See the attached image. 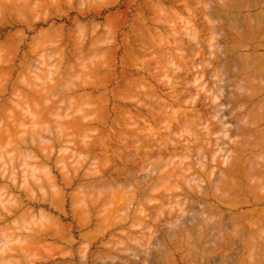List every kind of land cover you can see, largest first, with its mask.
Here are the masks:
<instances>
[{
	"label": "rangeland",
	"instance_id": "rangeland-1",
	"mask_svg": "<svg viewBox=\"0 0 264 264\" xmlns=\"http://www.w3.org/2000/svg\"><path fill=\"white\" fill-rule=\"evenodd\" d=\"M11 1H13L12 6L16 11L11 7ZM40 1L43 7H41ZM17 3L21 5H16ZM9 4L10 6H8ZM23 4L26 7L31 4L29 6L30 10L28 11V8L26 10ZM218 6L222 8V10L220 9L221 12L217 10L219 9ZM7 8H9V11L10 9L13 10L9 12ZM210 9H214V12L219 15H210V13L212 14ZM0 10V44L6 40L4 44L0 45V56L2 59L4 58L2 61H7L6 63L5 61L0 63V86L3 87L5 84L8 86L5 87L7 90H4L3 87V91H6L7 94L0 91V105L5 107H3L4 109L0 108L3 109L0 110V129H8L7 127H13L14 124L13 129L9 127L10 130H13V133L9 129L11 133L8 130H6V133L3 131L6 138L2 134L1 130L3 129L0 130V140L1 142L5 140L2 144L0 142V157L2 156L0 158V170H4L0 173V188H2L0 192H3V194L0 193V199L1 197L5 198L4 201L3 198L1 199L0 217L2 212H4V214L2 213L3 219H5V216L8 217L7 220L5 219L6 221H2L3 223L0 221V264H264V254L261 255V253H264V245L260 243L263 240H257L259 235H262L263 228L254 226L253 229L257 231L254 233L248 232L247 228L250 230V227H252L251 225L248 227V221L251 217V212L248 210L251 209V205L246 204L245 201L248 198L253 201L254 198H258L255 196L260 197L262 194L264 196V0H0ZM213 18L217 20L214 21ZM207 19L211 20V24ZM214 22H216V25ZM212 24L214 25L213 32ZM257 28H261L262 31ZM60 30H62V33H60ZM39 32H42L43 35L46 33V37L42 38L43 35L40 36ZM191 32L195 34L193 35L194 38ZM209 32L215 35L212 36ZM38 36L41 38L38 39ZM93 40L98 50L92 46L94 44ZM79 42L81 46H84L79 47ZM11 43L12 46L17 45V47L10 46ZM6 46L12 48L8 49ZM43 46L46 48L52 46V54H49L51 53L50 49H44ZM219 46H223L224 49ZM74 50L77 51L74 53ZM220 51L222 55L217 54L218 60L215 55L218 52L221 53ZM45 52H49L47 53V55H50L47 56L49 59L52 56L50 62L47 57V61L42 59L48 64L51 63L50 65L47 64V68L44 64L43 67L37 64L41 58H44ZM95 52L97 55L94 54ZM41 54L42 56L38 60V56ZM29 58L32 59H30L32 63L28 62L27 59ZM220 59L222 63L218 62ZM36 60L38 61L36 62ZM8 62L9 64H7ZM25 62L29 63L30 67ZM94 62L100 65L94 64ZM39 63L41 62L39 61ZM25 64L31 70V73L36 69L41 68L40 70H42L44 67L46 71L50 67L51 74L44 72V70H42V74V71L36 70V72H39L40 77L34 78L35 71L32 75L30 74L31 76L28 75L29 72L27 71L29 69ZM33 66L39 68L34 69ZM84 67H86V70ZM89 67L92 71L94 67L97 69L95 68L96 71L92 72ZM51 69L56 70L52 71ZM50 79L51 81H49ZM14 84L17 91L19 90L18 94L20 90L23 92L26 89L30 93L26 90L28 93H25V95L32 94L25 96L23 92V94L20 93L22 94L21 97L18 96L14 92L16 91ZM41 84L46 89L48 88L47 90L50 93H47ZM207 85L214 92L211 95L209 94L211 89L206 88ZM205 88L207 93H204ZM216 88L221 91L218 92L219 90ZM40 91L42 92L40 93ZM221 92H223V95L219 94ZM78 94L83 98L85 97L86 100L82 97V101L79 100ZM212 94L217 95L216 99ZM92 95L93 97L95 95V100H93ZM35 96L37 97L36 101L31 100V97ZM212 96L211 101L213 102L209 101L211 103L208 104V99L210 100ZM97 98H99L98 101H96ZM214 100L217 105H214L216 104ZM85 101H90V105L86 104ZM91 102H94V104ZM99 102L102 104H99ZM23 104H25L24 108L22 107ZM211 104L214 108L218 106L215 113L217 112V115L222 113V115H218V117L214 115V112L209 110ZM77 105L80 107H77ZM93 105L94 108L98 105L99 107L94 109ZM101 106L102 108L105 107V110L102 111ZM88 107H92V112H95V114L97 109L98 112L101 110V115L98 114L100 117L102 115L109 117V120L104 118L106 126L100 124L104 119H101L97 114V116L89 114L91 109H89L88 114L86 113L87 117L85 113L82 117V111L86 112L85 110ZM20 110L26 113L20 114ZM34 110L38 112H34ZM55 110H58L59 114L58 112L55 113ZM211 110L214 111V109ZM27 111H29L28 114ZM122 111H125V113ZM210 112L213 113L212 116ZM119 113H121L120 116ZM13 114H16L13 116L14 120L17 117L16 121L22 120L25 122V126L22 122V126H18L20 122L16 123L11 119ZM30 115H34V118L35 115H39L37 116L39 119L37 125L32 124L33 119L30 123ZM88 115L90 118L91 116L99 117L96 119L101 122H96L92 117L93 121L90 120L88 124L86 123V126L84 125L85 127L79 125L78 130H73L77 126L72 125L69 128L68 124L72 122L75 124L77 118H79V122L81 119V121H89ZM219 116L222 117L219 118ZM25 117H28V119ZM70 117L71 121L73 119L75 121L70 122ZM219 120L222 121L220 122L222 125L225 123L223 126L226 125V128L220 127ZM91 121L92 123L95 121V123L92 124ZM34 122L36 123V120ZM80 123L77 122V124ZM58 124L64 130L61 131L57 127ZM83 124L81 123V125ZM33 125L37 127H35L36 131L32 128ZM46 125L49 126L47 131ZM206 125L208 128L213 127L212 130L210 129L212 134L213 131L216 133L214 132L210 136V130ZM15 126L19 128L14 129ZM93 126L99 127H96V129L98 128L97 131L101 130L100 140H98L104 145L101 148L102 151L99 150L102 145L98 148L99 143L93 140L99 132L87 129V127L93 129ZM204 126L207 129H204ZM42 128L45 129L44 132ZM84 128L86 130H82ZM218 128H220V131H218ZM24 129L27 131H23ZM33 131H35V134L39 131L37 137L41 135L40 132L42 131L43 136L38 139L39 142L42 141L39 144H37V137L33 135ZM64 131L66 132L65 137L62 138ZM7 134L10 137L7 138ZM9 134H13L14 137L18 134L17 137L20 138L23 134V137H27V140L23 139V143L19 141L22 143L20 144L18 142L19 138L13 141L14 137L12 136L11 139ZM28 134L32 135L28 136ZM67 135L68 138H66ZM217 135L220 137H217ZM2 136L3 138H1ZM32 136L33 138H31ZM58 136L62 139L66 138L67 141L69 139V142L64 140L66 143L63 142V144L61 138L58 140ZM213 137H216L215 141ZM206 138L211 139V141L206 140ZM9 139H11L10 142L13 141L14 145L19 146L17 144H20L22 147L16 148L13 143L7 142ZM29 139L30 141L32 139L31 144L28 141ZM85 140L89 141L90 144ZM75 141L76 144L80 145L77 146ZM81 141H84L83 148ZM104 141L107 143L104 144ZM85 142L90 147L94 146V143H98L95 147V149L98 148L95 151L96 153L94 147L91 148V153L85 152L89 151V146L84 145ZM91 142L94 145L91 146ZM109 142L110 146L107 145ZM210 142L216 143L215 145L212 143L213 146H211ZM206 144L210 145L212 150L215 147L217 152L216 150L212 151ZM218 145L222 146V151L227 149L225 155H223L221 149L219 150L220 146L216 147ZM16 149H25V155L30 154V158L27 155V157L23 155L24 158H21L20 150H17L19 152L17 153ZM28 151L29 153H27ZM79 151L81 152L80 157L78 155ZM214 151L216 154H214ZM241 151H243L242 154H240ZM23 152L21 151L22 154ZM47 152L48 155H46ZM236 152L241 157L237 156ZM34 154L38 157L36 158ZM76 154L77 157H75ZM232 155L234 158L237 157L233 159ZM242 155L246 157L242 158ZM222 156H224V159H222ZM31 157L33 158L31 159ZM34 158L38 161L36 160V162ZM39 158L42 159L39 160ZM237 158L238 162L236 161ZM215 159L217 161H213ZM245 159L249 168H247V164H243L242 169H240ZM3 160L7 162V166L3 164L5 168L7 167L6 169L9 168L11 176L6 175L8 173L5 174L7 171L3 168ZM11 160H13L14 165L17 163L18 167L16 165L11 166ZM220 160L223 161V165L220 164ZM198 162L203 163L201 165ZM225 163L231 164V168L236 169L234 173L231 169V176L234 179L230 177L233 181L229 177L230 172L225 170L228 167ZM34 164L35 166L41 164L42 169H37L41 168L39 166L32 167ZM261 167H263L262 170ZM10 168L13 171L16 170L14 173L18 172L16 174L18 177H13L14 173L12 174ZM33 168L36 176L34 178H32ZM243 168L248 169V174H246L247 171H243ZM23 169L24 171L31 170L27 172L29 173L28 176ZM237 169L242 170L244 176L241 175L242 171L240 173V170ZM48 171H52V173H48ZM2 174H5L8 178L9 176L13 177L12 179L18 178V180L16 182L11 178L7 179L6 176L5 178L3 176V179ZM37 174H42L40 181L38 179L40 176L38 177ZM249 175L250 177H248ZM68 176L69 180H67ZM62 177L66 180H62ZM31 178L32 180H30ZM221 178H225L226 183L223 181V184ZM237 179H240L239 182L242 181L244 185L241 182L237 183ZM13 181L14 183H12ZM109 181H111V184ZM112 181L116 184H113ZM235 181L236 183L233 184ZM190 182L192 185L189 184ZM258 183L262 185L259 186ZM14 184H17V187ZM232 184L233 186H231ZM2 185L5 188L13 186L12 190L9 187L13 192L8 188L3 190ZM47 186L52 187L48 188ZM245 187H247V190ZM192 189L194 192H192ZM239 189L241 192H239ZM8 190L9 193L11 192L10 194H7ZM187 191L188 193H186ZM89 198L92 199L89 200ZM43 200L47 202L44 201L43 203ZM175 200L177 201L176 204H174ZM244 201L246 203H243ZM51 202L53 205L58 206H51ZM178 202L182 203L179 204ZM3 203L9 205L10 208L5 209L6 206L3 207ZM170 204H173V207ZM13 205L14 207H12ZM85 205L88 208L84 207ZM82 206L86 211H89L86 212V215L84 214L87 221L81 220L79 217V214L83 213ZM181 206L183 209L180 208ZM261 206L264 205L261 204ZM77 209L81 211H77ZM43 210L46 217L43 215ZM13 213L14 215H12ZM35 213H37V216ZM209 223H211L213 229L208 226ZM58 224L61 225L63 235L67 239L69 238L68 240L56 237V233L59 231V229L56 231ZM238 226L239 232L233 231L234 229L237 230ZM214 227H217V229ZM241 227L245 229L243 230ZM224 234L229 238L228 241L227 238H224ZM230 234L234 235L233 237L236 239H231ZM36 235L39 239L37 237L33 239V236ZM252 236L254 240L250 239ZM260 238L264 239V235ZM230 239L234 244L230 243L229 245ZM33 240L34 242H32ZM220 240L221 242H219ZM253 241L257 244L254 245ZM3 242L5 245L2 244Z\"/></svg>",
	"mask_w": 264,
	"mask_h": 264
},
{
	"label": "bare ground",
	"instance_id": "bare-ground-1",
	"mask_svg": "<svg viewBox=\"0 0 264 264\" xmlns=\"http://www.w3.org/2000/svg\"><path fill=\"white\" fill-rule=\"evenodd\" d=\"M20 1H21V0H20ZM28 1H29V0H28ZM52 1H54V0H52ZM5 2H6V1H5ZM9 2H10V1H9ZM12 2H13V1H11V7L14 9V6H12ZM17 2H18V1H17ZM26 2H27V1H26ZM34 2H35V1H34ZM57 2H58V1H57ZM105 2H106V1H105ZM14 3H16V1H14ZM23 3H24V2H23ZM27 3H28V2H27ZM30 3H31V2H30ZM37 3H38V2H37ZM40 3H41V7H43L41 1H40ZM55 3H56V2H55ZM106 3H108V2H106ZM150 3H151V2H150ZM206 3H207V2H206ZM206 3H205V4H206ZM28 4H29V3H28ZM57 4H58V3H57ZM221 4H222V3H221ZM6 5H7V3L5 4V6H6ZM16 5H21V4H20V3H19V4L17 3ZM23 5H24V4H23ZM30 5H31V4H30ZM30 5H29V6H30ZM38 5H39V4H38ZM94 5H95V4H94ZM218 5H219V4H218ZM224 5H225V4H224ZM224 5H223V7H224ZM8 6H10V4H9ZM8 6H7V7H8ZM24 6H25V5H24ZM29 6H28V7L25 6V9L28 8V11L30 10V9H29ZM92 6H93V5H92ZM219 6H220V5H219ZM219 6H218V8H219ZM1 7H2V6H1ZM18 7H19V6H18ZM205 7H206V6H205ZM211 7H212V6H211ZM15 8H16V6H15ZM34 8H35V5H34ZM209 8H210V7H209ZM8 9H9V8H7V10H8ZM13 9H10V11H9V10H8V11L11 12V10H13ZM31 9L33 10L32 7H31ZM216 9H217V8H216ZM216 9H215V11H216ZM220 9L222 10V8H219V9H217V10L220 11ZM14 10L16 11V9H14ZM19 10H20V9H19ZM19 10H18V11H19ZM23 10H24V9H23ZM26 10H27V9H26ZM89 10H90V9H89ZM211 10H212V9H210V11H211ZM242 10H243V9H242ZM0 11H1V10H0ZM15 11H14V12H15ZM18 11H17V12H18ZM46 11H47V10H46ZM195 11H196V10H195ZM17 12H16V13H17ZM213 12H214V9L212 10V14L210 13V15H213V16H214V15H219L218 13L216 14L215 12H214V14H213ZM217 12H218V11H217ZM220 12H221V11H220ZM19 13H20V11H19ZM22 13H23V11H22ZM208 13H209V11H208ZM225 13H226V12H225ZM262 13H263V12H262ZM262 13H261V14H262ZM1 14H2V13H1ZM12 14H13V13H12ZM17 14H18V13H17ZM5 15H6V13H5ZM225 15H226V14H225ZM254 15H255V14H254ZM263 15H264V13H263ZM263 15H262V16H263ZM19 16L21 17L22 15H19ZM19 16H18V17H19ZM23 16H24V15H23ZM206 16H207V15H206ZM256 16H257V15H256ZM16 17H17V16H16ZM208 17H210V16H208ZM208 17H207V18H208ZM218 17H219V16H218ZM22 18H23V17H22ZM213 19H214V21H215L216 18H213ZM207 20H209V19H207ZM211 20H212V18H211ZM211 20H209L210 24H211ZM216 20H217V19H216ZM229 20H230V19H229ZM18 21H19V20H18ZM20 21H22V20H20ZM75 21H76V20H75ZM212 21H213V20H212ZM13 22H14V21H13ZM206 22H207V21H206ZM218 23H219V22H218ZM218 23H217V24H218ZM258 23H259V22H258ZM92 24H93V23H92ZM207 24H208V23H207ZM210 24H209V26L211 27ZM214 24L216 25V22H214ZM11 25H12V24H11ZM52 25H53V24H52ZM94 25H95V24H94ZM188 25H189V24H188ZM254 25H255V24H254ZM62 26H63V25H62ZM207 26H208V25H207ZM260 26H261V25H260ZM93 27H94V26H93ZM135 27H136V26H135ZM201 27H202V26H201ZM213 27H214V25L212 24V32H213ZM216 27H217V26H216ZM257 27H259V26H257ZM59 28H60V27H59ZM94 28H95V27H94ZM94 28H93V29H94ZM261 28H262V27H261ZM261 28H260V29H261ZM192 29H193V28H192ZM209 29L211 30V28H209ZM214 29H215V28H214ZM257 29H259V28H257ZM260 29H259V30H260ZM252 30L254 31L253 28H252ZM259 30H258V31H259ZM93 31H94V30H93ZM208 31H209V30H208ZM255 31H256V30H255ZM260 31H262V30H260ZM42 32H43V31H42ZM42 32H39V33L41 34ZM53 32H54V31H53ZM58 32H59V31H58ZM193 32H194V31H193ZM256 32H257V31H256ZM20 33H21V32H20ZM50 33H51V31H50ZM60 33H62V30H60ZM209 33L211 34V32H209ZM251 33H252V32H251ZM44 34L46 35V33H44ZM100 34H101V33H100ZM188 34H189V33H188ZM191 34H192V32H191ZM213 34H214V33H213ZM213 34H211V35L213 36ZM254 34H255V33H254ZM256 34H257V33H256ZM263 34H264V33H263ZM16 35H17V34H16ZM42 35H43V34H41L40 36H42ZM45 35H43L42 38H44ZM92 35H93V34H92ZM193 35H195V34L193 33L192 36H193ZM214 35H215V34H214ZM252 35H253V34H252ZM258 35H259V34H258ZM40 36H38V39L41 38ZM82 36H83V35H82ZM101 36H102V35H101ZM178 36H179V35H178ZM254 36H255V35H254ZM14 37H15V36H14ZM14 37H13V39H14ZM16 37H17V36H16ZM45 37H46V36H45ZM196 37H197V36H196ZM21 38H22V37H21ZM193 38H194V36H193ZM193 38H191V39H193ZM214 38H215V37H214ZM11 39H12V38H11ZM13 39H12V40H13ZM15 39H16V38H15ZM55 39H56V38H55ZM64 39H65V38H64ZM112 39H113V38H112ZM168 39H169V38H168ZM253 39H254V38H253ZM8 40H9V38H8ZM53 40H54V39H53ZM60 40H61V38H60ZM193 40H194V39H193ZM10 41H11V40H10ZM10 41H9V42H10ZM38 41H39V40H38ZM91 41H92V39H91ZM181 41H182V40H181ZM249 41H250V40H249ZM3 42H4V41H3ZM5 42H6V40H5ZM5 42H4V43H5ZM9 42H8V43H9ZM61 42H62V40H61ZM77 42H78V41H77ZM81 42H82V41H81ZM85 42H86V41H85ZM93 42H94V40H93ZM93 42H92V43H93ZM214 42H215V41H214ZM216 42H217V40H216ZM4 43H1V44H4ZM13 43H15V42H13ZM21 43H22V42H21ZM44 43H45V42H44ZM52 43H53V41H52ZM52 43H51V44H52ZM75 43H76V42H75ZM75 43H74V44H75ZM212 43H213V42H212ZM1 44H0V45H1ZM59 44H60V43H59ZM78 44H79V45H78ZM78 44H77V45H78L79 47L84 46V45L81 46V45H80V42H79ZM81 44H82V43H81ZM90 44H91V42H90ZM96 44H97V42H96ZM242 44H243V43H242ZM75 45H76V44H75ZM97 45H98V44H97ZM166 45H167V44H166ZM260 45H261V44H260ZM3 46L5 47V45H3ZM3 46H1V47L4 48ZM10 46H12V43L10 44ZM10 46H9V48H10ZM13 46H16V47H17V45H13ZM13 46H12V47H13ZM52 46H53V45H52ZM52 46H51V47H52ZM90 46H91V45H90ZM92 46H93L96 50H98L97 46H95V42H94V44H93ZM210 46H212V45H210ZM210 46H208V47H210ZM213 46H214V45H213ZM6 47L8 48V46H6ZM12 47H11V48H12ZM43 47H44V49L46 48L45 46H43ZM51 47H50V46H49V48L47 47L48 49H50V52H51V53H49V52H45L46 55L43 53V54L45 55V56L43 55V57H44L45 59H46L47 56H50L49 54H52V50H51V49H52L53 47H52V48H51ZM79 47H78V48H79ZM98 47H99V46H98ZM148 47H149V46H148ZM219 47H221V46H219ZM222 47H223V46H222ZM222 47H221V48H222ZM247 47H248V46H247ZM247 47H246V48H247ZM9 48H8V49H9ZM11 48H10V49H11ZM47 48H46V49H47ZM76 48H77V46H76ZM76 48H75V49H76ZM85 48H86V47H85ZM85 48H84V50H85ZM88 48H89V46H88ZM90 48H91V47H90ZM99 48H100V47H99ZM127 48H129V47H127ZM216 48H217V44H216ZM250 48H251V47H250ZM258 48H259V47H258ZM13 49H15V48H13ZM62 49H63V48H62ZM209 49H210V48H209ZM212 49H213V47H212ZM217 49H218V48H217ZM223 49H224V47H223ZM79 50H80V49H79ZM82 50H83V49H82ZM210 50H211V49H210ZM215 50H216V49H215ZM220 50H221V49H220ZM8 51H10V50H8ZM31 51H32V49H31ZM44 51H46V50H44ZM47 51H49V50H47ZM53 51H54V50H53ZM55 51H56V50H55ZM76 51H77V50H74V53H75ZM88 51H89V50H88ZM202 51H203V50H202ZM221 51H224V50H221ZM221 51H220V52H221ZM226 51H227V50H226ZM38 52H39V51H38ZM63 52H64V50H63ZM63 52H62V54H63V56H64V53H63ZM71 52H72V50H71ZM89 52H90V51H89ZM93 52H94V51H93ZM252 52H253V51H252ZM47 53H49V54L47 55ZM81 53H82V52H81ZM213 53H215V52H213ZM227 53H228V51H227ZM227 53L225 52V54H227ZM253 53H254V52H253ZM37 54H38V53H37ZM94 54H96V52H95ZM143 54H144V53H143ZM199 54H200V53H199ZM217 54H218V55H219V54L222 55V52H221V53L218 52V53H216V55H215V56L217 57V58H216V57H215V58L219 60ZM228 54H229V53H228ZM228 54H227V55H228ZM248 54H249V53H248ZM4 55H5V54H4ZM76 55H77V54H76ZM85 55H86V54H85ZM96 55H97V54H96ZM161 55H162V54H161ZM220 55H219V56H220ZM230 55H231V54H230ZM26 56H27V55H26ZM40 56H42V54L38 56V60H39V57H40ZM78 56H79V55H78ZM78 56H77V57H78ZM208 56H209V55H208ZM0 57H1V56H0ZM51 57H52V56H51ZM51 57H50V59H49V57H47V58H48V61H49V60L51 61ZM56 57H57V56H56ZM69 57H70V56H69ZM222 57H224V56H222ZM222 57H221V58H222ZM225 57H226V56H225ZM44 58H41V59L39 60L41 63H39L38 60H36V62L38 61L37 64H40L42 67H43L44 65H46L45 67L47 68V66L50 65L51 63L48 64L47 62H44V61H47V59L45 60ZM82 58H83V57H82ZM213 58H214V57H213ZM3 59H4V58H3ZM3 59H2V57H1V59H0V63H2V62L5 61V60L2 61ZM30 59H31V58L27 59L28 62H30ZM36 59H37V56H36ZM42 59H43L44 61H43ZM68 59H69V58H68ZM80 59H81V58H80ZM222 59H223V58H222ZM7 60H9V59H7ZM31 60H32V59H31ZM41 60H42V61H41ZM218 60H217V61H218ZM260 60H261V59H260ZM1 61H2V62H1ZM50 61H49V62H50ZM58 61H59V60H58ZM61 61H62V60H61ZM89 61H90V60H89ZM96 61H97V60H96ZM246 61H247V60H246ZM6 62H7V61H5V63H6ZM12 62H13V61H12ZM34 62H35V61H34ZM42 62H43V63H42ZM123 62H124V61H123ZM126 62H127V61H126ZM218 62H221V59H220V61H218ZM25 63H26L27 65H29V63H27V62H25ZM30 63H32V62H30ZM45 63H46V64H45ZM85 63H86V62H85ZM95 63L98 65L97 62H94V64H95ZM102 63H103V62H102ZM108 63H109V62H108ZM221 63H222V62H221ZM7 64H9V62H8ZM22 64H23V63H22ZM26 64H25V65H26ZM43 64H44V65H43ZM47 64H48V65H47ZM61 64H62V63H61ZM212 64H213V63H212ZM219 64H220V63H219ZM223 64H224V62H223ZM0 65H1V64H0ZM2 65H3V64H2ZM23 65H24V64H23ZM27 65H26V66H27ZM32 65H33V64H32ZM34 65H35V63H34ZM73 65H74V64H73ZM73 65H72V66H73ZM83 65H84V63H83ZM90 65H91V64H90ZM92 65H93V64H92ZM99 65H100V64H99ZM99 65H98V66H99ZM21 66H22V65H21ZM26 66H25V69H26ZM38 66H39V65H38ZM38 66H36V67H38ZM72 66H71V67H72ZM85 66H86V64H85ZM94 66H95V65H94ZM107 66H108V65H107ZM217 66H218V65H217ZM29 67H30V65H29ZM36 67L33 66L32 68L35 69ZM45 67H44V69H42V70H44V72H46V73L49 72V73L51 74V71H50V69H49L50 67H48V69H47L46 71H45ZM52 67H53V66H52ZM74 67H75V66H74ZM92 67H93V66H92ZM92 67H91V68H92ZM112 67H113V66H112ZM10 68H11V67H10ZM27 68H28V66H27ZM38 68H39V67H38ZM95 68H96V67H94L93 69L95 70ZM5 69H6V68H5ZM12 69H13V67H12ZM12 69H11V70H12ZM28 69H29V68H28ZM40 69H41V68H40ZM40 69H36V70H38V71L41 72L42 70H40ZM84 69L86 70V67H84ZM89 69H90V67H89ZM96 69H97V68H96ZM0 70H1V68H0ZM22 70H23V66H22ZM32 70H33V69H32ZM36 70H34V71L36 72ZM48 70H49V71H48ZM51 70H52V69H51ZM55 70H56V69H55ZM55 70H52V71H55ZM85 70H84V71H85ZM90 70L92 71V69H90ZM94 70H93L92 72H94ZM12 71H14V70H12ZM12 71H11V72H12ZM26 71H27V70H26ZM26 71H25V72H26ZM30 71H31L30 69H29V71H27V72H29L28 75H30V74L32 75V73L34 72V71H33V72L31 73ZM38 71H37L36 73L34 72V74H33V75H34V78H35V77H38V76L40 75V74H38V73H39ZM91 71H90V72H91ZM95 71H96V70H95ZM217 71H218V70H217ZM11 72H10V73H11ZM20 72H21V71H20ZM27 72H26V73H27ZM46 73H44V74L46 75ZM96 73H97V72H96ZM219 73H220V72H219ZM35 74H36V76H35ZM42 74H43V71H42ZM54 74H55V73H54ZM57 74H58V73H57ZM57 74H56V75H57ZM89 74H91V73H89ZM214 74H215V73H214ZM217 74H218V73H217ZM10 75H11V74H10ZM31 75H30V76H31ZM92 75H93V74H92ZM176 75H177V74H176ZM22 76H23V75H22ZM47 76H48V75H47ZM51 76H52V75H51ZM20 77H21V76H20ZM39 77H40V76H39ZM48 77H49V76H48ZM225 77H226V76H225ZM22 78H24V77H22ZM43 78H44V76H43ZM52 78H53V77H52ZM52 78H51V79H52ZM57 78H58V77H57ZM244 78H245V77H244ZM25 79H26V78H25ZM37 79H38V78H37ZM47 79H48V78H47ZM51 79H50L49 81H51ZM89 79H90V78H89ZM20 80H21V79H20ZM30 80H31V79H30ZM54 80H55V79H54ZM18 81H19V80H18ZM24 81H25V80H24ZM88 81H89V80H88ZM218 81H219V80H218ZM225 81H226V80H225ZM15 82H16V81H15ZM20 82H23V81H20ZM44 82H45V80H44ZM90 82H91V81H90ZM120 82H121V81H120ZM127 82H128V81H127ZM231 82H232V81H231ZM5 83H7V82H5ZM18 83H19V82H18ZM26 83H28V82H26ZM93 83H94V82H93ZM198 83H199V80H198ZM8 84H9V83H8ZM15 84H16V83H15ZM15 84H14V85H15ZM19 84H20V83H19ZM36 84H37V83H36ZM59 84H60V83H59ZM88 84H89V83H88ZM96 84H97V83H96ZM124 84H125V83H124ZM192 84H193V82H192ZM20 85H21V84H20ZM24 85H25V84H24ZM30 85H31V84H30ZM33 85H34V84H33ZM43 85H44V83H43ZM47 85H48V84H47ZM39 86H40V84H39ZM41 86H42V84H41ZM93 86H94V84H93ZM126 86L128 87V85H126ZM126 86H124V87H126ZM142 86H143V85H142ZM215 86H216V85H215ZM3 87H4V90H5L8 86H7V84H5V86H3ZM3 87L0 86V88H1L0 91H3ZM5 87H6V88H5ZM26 87H27V85H26ZM29 87H30V86L28 85V88H29ZM31 87H32V86H31ZM36 87H37V86H36ZM42 87H43L44 90L47 91V93L49 92V90H47L48 88L46 89L45 86H42ZM57 87H58V86H57ZM85 87H86V86H85ZM102 87H103V86H102ZM205 87H206V86H205ZM211 87H212V86H211ZM217 87H218V85H217ZM219 87H220V86H219ZM15 88H16V85H15ZM32 88H33V87H32ZM34 88H35V87H34ZM202 88H203V87H202ZM206 88H209V90L211 89L210 87H208V85H207ZM206 88H205V90H204V91H205L204 93H207V89H206ZM212 88H213V87H212ZM11 89H12V88H11ZM20 89H22V88H20ZM25 89H26V88H25ZM35 89H36V88H35ZM38 89H40V88L38 87ZM54 89H55V88H54ZM216 89H218V88H216ZM6 90H7V89H6ZM26 90L28 91V89H26ZM26 90L23 91V92H24V95H25V93H28V92H29V91L27 92ZM30 90H31V89H30ZM52 90H53V88H52ZM64 90H65V89H64ZM97 90H98V89H97ZM114 90H115V89H114ZM127 90H129V89H127ZM154 90H155V89H154ZM218 90H219V91H218ZM218 90H217L218 92L221 91L220 89H218ZM12 91H14V90H12ZM18 91H19V90H18ZM18 91H17V88H16V91H14V92H16L17 95H18V96L20 95V97H21L22 94H23V92H22V90H20V93H22V94H20V93L18 94ZM37 91H38V90H37ZM130 91H131V90H130ZM210 91H211L210 93L208 92L210 95H211V93H214V92L212 91V89H211ZM214 91H215V89H214ZM4 92L6 93V91H3L2 93H4ZM7 92H8V91H7ZM31 92H32V91H31ZM38 92H39V91H38ZM41 92H42V91H40V93H41ZM149 92H150V91H149ZM218 92H217V93H218ZM16 93H15V95H16ZM29 93H30V92H29ZM34 93L36 94L35 91H34ZM40 93H39V95H40ZM49 93H50V92H49ZM51 93H52V92H51ZM86 93H87V92H86ZM86 93H85V96L87 95ZM115 93H116V92H115ZM204 93H203V95H204ZM222 93H223V92H221V93H219V94H222ZM226 93H227V92H226ZM6 94H7V93H6ZM31 94H32V93H31ZM31 94H26L25 96H28V95H31ZM42 94H43V93H42ZM81 94H82V93H81ZM81 94H80V95H81ZM233 94H234V93H233ZM2 95H3V94H2ZM33 95H34V94H33ZM37 95H38V94H37ZM60 95H61V94H60ZM83 95H84V93H83ZM89 95H90V94H89ZM206 95H207V94H206ZM212 95H213V94H212ZM222 95H223V94H222ZM0 96H1V95H0ZM40 96H41V95H40ZM40 96H39V97H40ZM213 96H214V95H213ZM213 96L210 98V100L208 99V104L211 103V102H213V101H211V99L213 98ZM216 96H217V95H216ZM216 96H214V97H215L214 99H216ZM41 97H42V96H41ZM43 97H44V96H43ZM48 97H49V96H48ZM57 97H58V96H57ZM60 97H61V96H60ZM60 97H59V98H60ZM71 97H72V96H71ZM73 97H74V96H73ZM78 97H79V100H80L82 96H79V94H78ZM78 97H77V98H78ZM90 97H91V96H90ZM92 97H93V95H92ZM94 97H95V95H94ZM94 97H93V100H95ZM101 97H102V96H101ZM206 97H207V96H206ZM236 97H237V96H236ZM44 98H45V97H44ZM75 98H76V96H75ZM99 98H100V96H99ZM99 98H97L96 101H98ZM208 98H209V97H208ZM237 98H238V97H237ZM237 98H236V99H237ZM33 99L35 100V99H37V97H36V96L33 97V98L31 97V100H33ZM39 99H40V98H39ZM82 99L86 100L85 97H84V98L82 97ZM82 99H81V101H82ZM102 99H103V98H102ZM114 99H115V98H114ZM19 100H20V99H19ZM45 100H46V99H45ZM88 100H89V99L87 98V101H88ZM204 100H205V99H204ZM35 101H36V100H35ZM143 101H144V100H143ZM205 101H206V100H205ZM205 101H204V102H205ZM209 101H211V102H209ZM7 102H10V101H7ZM22 102H23V101H22ZM40 102H41V101H40ZM51 102H52V101H51ZM85 102H86V101H85ZM89 102H90V101H89ZM89 102H86V104L90 105ZM101 102H102V101H101ZM144 102H145V101H144ZM155 102H156V101H155ZM206 102H207V101H206ZM206 102H205V103H206ZM237 102H238V101H237ZM29 103H30V102H29ZM36 103H37V102H36ZM75 103H76V102H75ZM79 103H80V102H79ZM83 103H84V102H83ZM83 103H81V104L83 105ZM91 103H92V102H91ZM102 103H103V102H102ZM102 103L99 102V104H102ZM214 103H216L215 100H214ZM3 104H4V103H3ZM3 104H2V105H3ZM5 104L7 105L6 101H5ZM33 104H34V103H33ZM77 104H78V103H77ZM92 104H94V102H93ZM107 104H108V103H107ZM148 104H149V103H148ZM218 104H219V102H218ZM16 105H17V103H16ZM24 105H25V104H23V106H22L23 108L25 107ZM49 105H50V104H49ZM82 105H81V106H82ZM161 105H162V104H161ZM214 105H217V103L214 104ZM55 106H56V105H55ZM78 106H79V105H77V107H78ZM91 106H92V105H91ZM103 106H105V105H103ZM3 107H4V105H3ZM3 107H1V105H0V108H3ZM8 107H9V106H8ZM20 107H21V106H20ZM40 107H41V106H40ZM46 107H48V106H46ZM46 107H45V108H46ZM72 107H73V106H72ZM79 107H80V106H79ZM97 107H99V105L96 106L95 108H97ZM207 107H208V105H207ZM212 107H213V104L210 105V108H211V109H214V111L211 110L210 108H209V110L212 111V112H214V115H216L217 117H218V115H222V113H221V111H220V110H222V109H220L221 107H219L220 110H218V112H220L221 114H218V115L216 114L217 112L215 113V110L218 108V106H215V107H217V108H214V107L212 108ZM4 108H5V107H4ZM4 108H3V109H4ZM26 108H28V107H26ZM30 108H31V112H32V111H33L32 106H31ZM30 108H29V109H30ZM36 108H37V107H36ZM93 108H94V105H93ZM93 108H92V107H91V108L88 107V108L85 110L86 112L82 111V114H81L82 117L84 116L83 113H85V116L87 117V114H88V112L90 111L89 109H91V112L89 113L90 115L95 114V112H92V111H93ZM95 108H94V109H95ZM101 108H102V106H101ZM101 108H99V109H101ZM104 108H105V107H104ZM104 108H102L101 110L103 111ZM124 108H125V107H124ZM130 108H131V107H130ZM3 109H0V110H3ZM20 109H21V108H20ZM37 109L39 110V108H37ZM40 109H42V108H40ZM54 109H56V108H54ZM80 109H81V108H80ZM80 109H78V110H80ZM107 109H108V108H107ZM107 109H106V110H107ZM154 109H155V108H154ZM194 109H195V108H194ZM21 110H22V109H21ZM21 110H20V114H21V113H22V114H25V113H26L25 111H24L25 113L21 112ZM43 110H46V109H43ZM81 110H82V109H81ZM87 110H88V111H87ZM97 110H98V109H97ZM97 110H96V112H97L96 114H97V115H98V114L101 115V110L99 111L100 113H99ZM104 110H105V109H104ZM122 110H123V109H122ZM29 111H30V110H29ZM29 111H27V114H28ZM35 111H37V110H34V112H35ZM52 111H53V110H52ZM94 111H95V110H94ZM137 111H138V110H137ZM137 111H136V112H137ZM37 112H38V111H37ZM37 112H36V113H37ZM41 112H42V111H41ZM56 112H58V110H55V113H56ZM122 112H123V111H122ZM212 112H210V113H211V116H212V114H213ZM39 113H40V112H39ZM86 113H87V114H86ZM91 113H92V114H91ZM123 113H125V111H124ZM137 113H138V112H137ZM223 113H224V112H223ZM58 114H59V112H58ZM96 114H95V115H96ZM108 114H109V113H108ZM120 114H121V113H119V116H120ZM208 114H209V113H208ZM224 114H225V113H224ZM15 115H16V114H15ZM15 115H14V114L12 115V117H11L12 120H14V117H13V116H15ZM97 115H96V116H97ZM99 115H98V116H99ZM226 115H227V114H226ZM19 116H20V115H19ZM30 116H31V115H30ZM33 116H34V115H33ZM33 116L29 117V118H30V123H31V120L33 119V122L36 120V123H35V122H34V123L32 122V124H34V125L36 124V125H37V124H38L37 122L39 121V119H38L37 116H39V115H35V116H36L35 118H37L38 120L35 119ZM41 116H42V115H41ZM45 116H46V115H45ZM57 116H58V115H57ZM65 116H66V115H65ZM69 116H70V115H69ZM69 116H68V117H69ZM74 116H75V115H74ZM74 116H73V118L76 119V117H74ZM79 116H80V115H79ZM102 116H103V115H102ZM102 116H101V117L99 116V117H100L101 119H104V118L106 119V118H107L106 120H109V117H106L107 115H106L105 117H104V116L102 117ZM119 116H118V117H119ZM122 116H123V114H122ZM140 116H141V115H140ZM20 117H21V116H20ZM92 117H93V116H91V118H90V116L88 115V118H89V119H88V118H87V119H88L89 121H85V120H83L84 122L81 121V120H82V119H81L80 122H81V123H84L83 125H81V123L78 121L79 118H77L78 120H76L75 124H73L74 122H72V121H73L74 119L71 121V117H70L69 119H70V122H72V123H71V124H68V125H69V128H71L70 126H72V125H76V126H77L76 128L73 127V128H75V129L72 128L73 130H78L77 128H78L79 125H80L81 127H85V126H86V123L88 124V122H90V120H92ZM94 117H95V116H94ZM94 117H93V119H94L96 122H98L97 119H98L99 117H95V118H94ZM124 117H125V115H124ZM137 117H138V116H137ZM221 117H222V116H219V118H221ZM223 117H225V116H223ZM25 118L28 119V117H25ZM25 118H23V119L26 121ZM41 118H42V117H41ZM53 118H54V117H53ZM96 118H97V119H96ZM122 118H123V117H122ZM167 118H168V117H167ZM215 118H216V117H215ZM219 118H217V119H219ZM34 119H35V120H34ZM43 119H44V118H43ZM48 119H49V118H48ZM69 119H68V120H69ZM87 119H86V120H87ZM101 119H99V120H101ZM105 119L102 120V121H103L102 123H100L101 121H99L98 123H100V124H102V125L104 124L103 126H106V123H104V122H106ZM133 119H134V118H133ZM135 119H136V117H135ZM204 119H205V118H204ZM217 119H216V120H217ZM222 119H223V118H222ZM16 120H17V117L15 118L14 121H15L16 123L20 122V123H19L20 125L16 124L15 122H14V123H15L16 125L20 126V127L22 126V123H23V125H24V123H25V122H23L22 120H20V121H16ZM53 120H54V119H53ZM55 120H56V118H55ZM59 120H60V118H59ZM159 120H160V119H159ZM223 120H226V119H223ZM40 121H41V120H40ZM56 121H57V120H56ZM60 121H61V120H60ZM74 121H75V120H74ZM92 121H93V120H92ZM92 121H91V123H92ZM95 121H94L93 123H95ZM116 121H117V119H116ZM207 121H208V120H207ZM253 121H254V120H253ZM21 122H22V123H21ZM70 122H68V123H70ZM77 122L80 123V124H77ZM154 122H155V121H154ZM168 122H169V121H168ZM218 122L220 123V122H222V121L219 120ZM225 122H226V121H225ZM12 123H13V121H12ZM59 123H60V122H59ZM93 123H92V124H93ZM110 123H111V122H110ZM112 123H113V122H112ZM115 123H116V122H115ZM135 123H136V122H135ZM139 123H140V122H139ZM215 123H216V122H215ZM32 124H31V125H32ZM62 124H63V123H62ZM96 124H97V123H96ZM108 124H109V123L107 122V125H108ZM113 124H114V123H113ZM125 124H126V123H125ZM127 124H128V123H127ZM217 124H218V123H217ZM224 124H225V123H224ZM224 124H223V125H224ZM227 124H228V123H227ZM235 124H236V123H235ZM26 125H28V124H26ZM29 125H30V124H29ZM34 125H33V127H32V126H30V127L34 128V130H35V127H36V126L34 127ZM59 125H60V124H58L57 127H59ZM63 125H64V124H63ZM84 125H85V126H84ZM94 125H95V124H94ZM115 125H116V124H115ZM138 125H139V124H138ZM142 125H143V124H142ZM219 125H220V127L223 126L222 123H220ZM24 126H25V125H24ZM24 126H23V127H24ZM60 126H61V125H60ZM88 126H89V125H88ZM90 126L92 127L91 124H90ZM98 126H99V125H98ZM98 126H96V127H98ZM143 126H144V125H143ZM208 126H210V125L208 124ZM208 126L206 125L207 128H208ZM211 126H212V125H211ZM9 127H11V126H9ZM9 127H7V128L9 129ZM13 127H14V124H13ZM13 127H11V128L13 129ZM30 127H29V128H30ZM41 127H42V126H41ZM41 127H40V128H41ZM44 127H45V126H44ZM44 127H43V128H44ZM48 127H49V126L46 125V127H45V128H46V131L48 130V129H47ZM57 127H56V128H57ZM81 127H80V129H81ZM91 127H87V129H88V130H93V131L95 130V131H97V129L99 128V127H98V128L96 129V127L93 126V129H92ZM127 127H128V126H127ZM202 127H203V126H202ZM204 127H205V126H204ZM206 127H205L204 129H207ZM218 127H219V126H218ZM11 128H10V129H11ZM16 128H19V127H16V126H15L14 129H16ZM26 128H27V127H26ZM36 128H37V127H36ZM43 128H42V131L44 132L45 129H43ZM56 128H55V129H56ZM67 128H68V127H67ZM90 128H91V129H90ZM94 128H95V129H94ZM212 128H213V127L208 128V130H210V129L212 130ZM223 128H226V125L223 126ZM1 129H3V128H1ZM1 129H0V130H1ZM8 129H3V130H1V131H2V134H3L4 137H5V135H4L3 131H5V133H6V130H8ZM10 129H9V130H10ZM27 129H28V128H27ZM59 129L62 131L63 127H61V128L59 127ZM110 129H111V128H110ZM216 129H217V127H216ZM219 129H220V128H218V131H220ZM227 129H228V128H227ZM9 130H8L9 133H11V132L13 133V130H10L11 132H10ZM20 130H22V129H20ZM28 130H29V129H28ZM36 130H37V129H36ZM36 130H35V131H36ZM39 130H40V129H39ZM51 130H53V129L51 128ZM51 130H49V132L52 133ZM63 130H64V129H63ZM65 130H67V129H65ZM82 130H86V129L84 128V129H82ZM144 130H145V129H144ZM211 130L209 131V135H210V136L213 135L214 132H215V131H213V134H212ZM23 131L26 132L27 130L24 129ZM31 131H32V130H31ZM35 131H33V133H34L33 135H34V136H36V135L39 134V131H38L36 134H35ZM42 131L40 132L41 135H39V137L36 136V137H37L36 140H37L38 143H37V142H35V143H37V144H39V143L42 141V140H40V142L38 141V139L40 138V136H43ZM53 131H54V130H53ZM61 131H60V132H61ZM100 131H101V130H100ZM100 131H97V132H99V133L97 134L98 137L100 136V135H99V134H100ZM223 131H225V129H223ZM20 132H22V131H20ZM80 132H81V131H80ZM102 132H103V131H102ZM229 132H230V131H229ZM17 133H18V132H17ZM29 133H30V132H29ZM47 133H48V132H47ZM55 133H56V131H55ZM65 133H66L65 131H64V135L61 133V136L63 135L62 138L65 137ZM77 133H78V132H77ZM197 133H198V132H197ZM210 133H211V134H210ZM215 133H216V132H215ZM218 133H219V132H218ZM222 133H223V132H222ZM226 133H227V132H226ZM23 134H24V132H23ZM23 134H22V137H21V138H20V137H17L18 134H17V136H15V137L13 136V134H12V135L9 134V135H11V139H12L13 137L15 138V139H14V138L12 139L13 141H16V139L19 138L18 142H19V141L22 142L23 139L27 140V139H26L27 137H23ZM49 134H50V133H49ZM67 134H68V133H67ZM74 134H75V133H74ZM79 134H82V133H79ZM79 134H78V135H79ZM119 134H120V133H119ZM15 135H16V134H15ZM25 135L27 136V133H26ZM29 135H30V134H28V136H29ZM31 135H32V134H31ZM31 135H30V136H31ZM55 135H56V134H55ZM114 135H115V134H114ZM225 135H226V134H225ZM3 136H2L1 138H3ZM6 136H7V138L10 137V136H8V134H7ZM12 136H13V137H12ZM19 136H21V135H19ZM97 136L94 137L93 140H95V142L97 141V142L99 143V145H98V143H94V144H95V145H94V144H92V142H91V146L94 145V146H92V147H94V149H95V147H97V145H98V148L100 147V145H102V146L100 147V149H99V150H101V148H103L104 145H103L102 142H101L102 144L99 142L100 137L98 138ZM116 136H117V135H116ZM116 136H115V137H116ZM218 136H219V135H217V137H218ZM221 136H222V135H221ZM36 137H35V138H36ZM109 137H111V136H109ZM109 137H108V138H109ZM219 137H220V136H219ZM5 138H6V137H5ZM31 138H33V136H32ZM53 138H54V137H53ZM57 138H58V140H60L61 137L59 138V136H58ZM62 138H61L62 143H63V142H64V143L69 142V139H68V141H67V139H66V138H68V135H67V137H66L65 139H62ZM95 138H96V139H95ZM204 138H205V137H204ZM213 138H214V141H215V138H216V137H213ZM11 139H9V141H7V142H9V143H13V141L10 142ZM40 139H41V138H40ZM80 139H81V138H80ZM98 139H99V140H98ZM109 139L111 140V138H109ZM109 139H108V141H110ZM2 140H3V139H2ZM6 140H8V139H6ZM25 140H24V141H25ZM64 140H66V142H65ZM93 140H92V141H93ZM115 140H116V139H115ZM142 140H143V139H142ZM173 140H174V139H173ZM206 140H210V141H211V139H208V138H206ZM217 140H218V139H217ZM4 141H5V140H3V142H4ZM28 141L30 142V144L32 143V142H31L32 139H31V141H30V139H29ZM85 141H86V140H85ZM106 141H107V140H106ZM174 141H175V140H174ZM0 142H1V140H0ZM3 142H1V144H2ZM18 142H16V143H18ZM20 142H19V143H20ZM26 142H27V141H26ZM33 142H34V140H33ZM54 142H55V141H54ZM81 142H82V141H81ZM83 142H84V141H83ZM83 142H82V148H83ZM86 142H87V141H86ZM86 142H85L84 145H86L87 143H89V141H88L87 143H86ZM93 142H94V141H93ZM116 142H117V141H116ZM199 142H200V140H199ZM221 142H222V140L220 141V143H221ZM22 143H23V142H22ZM22 143H20V144H22ZM59 143H60V141H59ZM64 143H63V144H64ZM77 143H78V142H77ZM105 143H107V142L104 141V144H105ZM189 143H190V142H189ZM206 143H207V142H206ZM210 143H211V142H210ZM212 143H213V142H212ZM212 143H211V146H213V144L215 145L216 142L213 143V144H212ZM225 143H226V142H225ZM20 144H17V145H19V146H16V145H14V143H13V145H14L16 148H18V147H20V146L22 147V145H20ZM25 144H28V143H25ZM30 144H28V145H30ZM41 144H43V143H41ZM75 144H76V141H75ZM89 144H90V143H89ZM109 144H110V142H109L107 145L110 146ZM160 144H161V143H160ZM162 144H163V143H162ZM28 145H26V146H28ZM44 145H45V143H44ZM60 145H61V144H60ZM65 145H66V144H65ZM76 145L78 146V145H80V144H76ZM139 145H140V144H139ZM144 145H145V144H144ZM191 145H193V144H191ZM206 145H207V144H206ZM220 145H221V144H220ZM220 145H218V146H216V147L218 148ZM2 146H3V145H2ZM32 146H34V145H32ZM32 146H31V147H32ZM42 146H43V145H42ZM42 146H41V148H42ZM63 146H64V145H63ZM72 146H73V145H72ZM86 146H89V147H90V145H88V144H87ZM113 146H114V144H113ZM207 146H209L210 149L212 148L210 145H207ZM0 147H1V146H0ZM3 147H4V146H3ZM43 147H44V146H43ZM80 147H81V146H80ZM89 147H88V150H89L90 152H89V151H85V152H87V153H91V151H92L91 148H92V147H90V148H89ZM120 147H121V146H120ZM221 147H222V146H220L219 150L221 149ZM44 148H45V147H44ZM82 148H81V150H82ZM84 148H85V146H84ZM98 148H96L95 150L93 149L94 152L97 151ZM161 148H162V147H161ZM180 148H181V147H180ZM209 148H208V150H210ZM224 148H225V146L223 147V149H224ZM22 149H23V148H22ZM22 149H21V150L19 149L20 151H19L18 149H16L15 151H16L17 153L20 152L19 154L22 155L21 158H24L27 154L25 155V149H24V150H22ZM46 149H47V148H46ZM49 149H50V148H49ZM77 149H78V148H77ZM79 149H80V148H79ZM90 149H91V150H90ZM118 149H119V148H118ZM120 149H121V148H120ZM17 150H18L19 152H18ZM27 150H28V149H27ZM27 150H26V151H27ZM29 150H30V149H29ZM84 150H86V149H84ZM84 150H83V151H84ZM99 150H98V151H99ZM122 150H123V148H122ZM211 150H212V149H211ZM213 150H216V152H217V149H215V147H214ZM213 150H212V151H213ZM226 150H227V149H226ZM226 150H225V151H222V149H221V151L223 152V155H225ZM21 151H24L23 154L21 153ZM47 151H48V149H47ZM76 151H77V150H76ZM101 151H102V150H101ZM123 151H124V150H123ZM200 151H201V150H200ZM204 151H205V150H204ZM232 151H233V150H232ZM2 152H3V151H2ZM42 152H44V151H42ZM79 152H80V151H79ZM94 152H92V153H94ZM117 152H118V151H117ZM124 152H126V151H124ZM158 152H159V151H158ZM214 152H215V151H214ZM216 152H215L214 154H216ZM222 152H220V153H222ZM237 152H238V151H237ZM237 152L235 153L236 155H237ZM239 152H240V151H239ZM242 152H243V151H241L240 154H242ZM27 153H29V151H28ZM31 153H32V150H31ZM95 153H96V152H95ZM102 153H103V152H102ZM175 153H176V152H175ZM211 153H212V152H211ZM220 153H219V154H220ZM80 154H81V152L78 154L79 157H80ZM119 154H120V153H119ZM123 154H125V153H123ZM123 154H122V155H123ZM240 154L237 155V156H240V157H241ZM23 155H24V157H23ZM29 155H30V154H28L27 156L29 157ZM34 155H35V154H34ZM46 155H48V152H47ZM46 155H45V156H46ZM50 155H51V154H50ZM66 155H67V154H66ZM78 155L76 154L75 157H77ZM90 155H91V154H90ZM125 155H127V154H125ZM145 155H146V154H145ZM151 155H152V154H151ZM217 155H218V153H217ZM249 155H252V154H249ZM13 156H14V155H13ZM27 156H26V157H27ZM32 156H33V155H32ZM35 156H36V155H35ZM35 156H33V157H35ZM81 156L83 157V154H82ZM87 156H88V155H87ZM100 156H101V155H100ZM106 156H107V155H106ZM153 156H154V155H153ZM228 156H229V154H228ZM237 156H236V157H237ZM252 156H253V155H252ZM1 157H2V156H1ZM1 157H0V158H1ZM33 157H31V159H32ZM37 157H38V156H36V158H37ZM50 157H51V156H50ZM50 157H49V158H50ZM64 157H65V156H64ZM101 157H102V156H101ZM109 157H110V156H109ZM211 157H212V156H211ZM220 157H221V155H220ZM222 157H223L222 159H224V156H222ZM236 157H235V158H236ZM244 157H246V156H243V155H242V158H244ZM29 158H30V157H29ZM84 158H85V157H84ZM86 158H87V157H86ZM88 158H89V156H88ZM122 158H123V157H122ZM155 158H156V157H155ZM228 158H229V157H228ZM232 158L235 159V158L233 157V155H232ZM238 158H239V157H238ZM238 158H237V160H236L237 162H238ZM250 158H251V157H250ZM252 158H254V157H252ZM8 159H9V158H8ZM40 159H42V158H39V160H40ZM47 159H48V157H47ZM74 159H75V158H74ZM76 159H77V158H76ZM108 159H109V158H108ZM123 159H124V158H123ZM216 159H217V158H216ZM216 159L213 160V161H217ZM233 159H232V160H233ZM25 160H26V159H25ZM34 160H35V158H34ZM36 160L38 161V159H36ZM36 160H35V161H36ZM58 160H59V159H58ZM82 160H83V159H82ZM102 160H103V159H102ZM110 160H111V159H110ZM112 160H113V159H112ZM114 160H115V159H114ZM218 160H219V159H218ZM254 160H255V159H254ZM11 161H12V162H10V163H12L11 166H13V165H14V164H13V160H11ZM37 161H36V162H37ZM45 161H46V160H45ZM106 161H107V160H106ZM126 161H127V160H126ZM225 161H226V160H225ZM229 161H230V160H229ZM229 161H228V162H229ZM248 161H249V160H248ZM43 162H44V161H43ZM62 162H63V161H62ZM85 162H86V161H85ZM113 162H114V161H113ZM113 162H111V163H113ZM188 162H189V161H188ZM206 162H207V160H206ZM218 162H219V161H218ZM230 162H231V161H230ZM240 162H242V161H240ZM3 163L6 165L7 162H4V160H3L2 164H3ZM23 163H26V162H23ZM44 163H46V162H44ZM105 163H106V162H105ZM109 163H110V161H109ZM198 163H199V162H198ZM202 163H203V162H202ZM202 163H199V164L202 165ZM222 163H223V161L220 160V164H222ZM226 163H227V161H226ZM226 163H225V164H226ZM260 163H261V162H260ZM4 164H3V168H5ZM21 164H22V163H21ZM27 164H28V163H27ZM27 164H25V165H27ZM41 164H43V163H41ZM41 164H40V166L37 165V164H36V166H35V164H34V166H32V167H35V168H36L37 166H39V167H41V168H37V169L40 170V169H42V165H41ZM65 164H66V163H65ZM137 164H138V163H137ZM206 164H207V163H206ZM228 164H229V163H228ZM228 164H226V166H228V167H226L225 170L228 171V172H230V173H229V177H230V176H231V171L233 170L232 173H234V170H236V169L231 168L232 165L230 164V165H231V166H230V165H228ZM238 164H240V163H238ZM238 164H237V166H239ZM243 164H247L246 159H245V161L242 163V165L240 166V169H242ZM249 164H250V162H249ZM252 164H253V163H252ZM252 164H251V165H252ZM257 164H258V163H257ZM7 165H8V164H7ZM7 165H6V166H7ZM15 165L18 167L17 163H16ZM15 165H14V166H15ZM99 165H100V164H99ZM111 165H112V164H111ZM154 165H155V164H154ZM222 165H223V164H222ZM235 165H236V164H235ZM261 165H262V164H261ZM261 165H260V166H261ZM23 166H24V165H23ZM43 166H44V165H43ZM48 166H49V165H48ZM106 166H107V165H106ZM205 166H206V165H205ZM237 166H236V167H237ZM249 166H250V165H249ZM258 166H259V165H258ZM260 166H259V167H260ZM263 166H264V164H263ZM17 167H16V168H17ZM32 167H31V168H32ZM44 167H46V166H44ZM76 167H77V166H76ZM250 167H251V166H250ZM6 168H7V167H6ZM6 168H5V170H6L7 172H5V174L8 173V174H6V175H10V176H11V174H9V173H10V172H9V168H8V169H6ZM12 168H14V167H12ZM12 168H10V169H12ZM21 168H22V167H21ZM23 168H24V167H23ZM65 168H66V167H65ZM144 168H145V167H144ZM180 168H181V167H180ZM244 168H246V166H244ZM244 168H243V171L245 170ZM247 168H249V167H248V164H247ZM253 168H254V167H253ZM262 168H263V167H261V170H262ZM0 169H1V168H0ZM14 169H15V168H14ZM37 169H36V171H37ZM43 169H44V168H43ZM50 169H51V168H50ZM77 169H78V167H77ZM204 169H205V168H204ZM211 169H213V168H211ZM231 169H232V170H231ZM240 169H237V170H240ZM255 169H256V167H255ZM258 169H260V168H258ZM258 169H257V170H258ZM263 169H264V168H263ZM32 170H33V173H32V174H33V177H32V175H30V177L34 178V176H35V175H34V173H35L34 170H35V169L33 168ZM44 170H45V169H44ZM48 170H49V169H48ZM114 170H115V169H114ZM114 170H113V171H114ZM186 170H188V169H186ZM249 170H250V169H249ZM10 171H11V170H10ZM15 171H16V170H15ZM15 171H13V169H12V174H13ZM21 171H22V170H21ZM23 171H24V169H23ZM30 171H31V170H30ZM30 171H29V170H28V171H24V173H26V175L28 176L29 173H27V172H30ZM77 171H78V170H77ZM209 171H211V170H209ZM217 171H218V170H217ZM221 171H222V170H221ZM226 171H225V172H226ZM241 171H242V170H240V173H241ZM243 171H242V173H241L242 176H244V175H243ZM246 171H247V172H246ZM253 171H256V170H253ZM253 171H252V172H253ZM2 172H4L3 169L0 170V173H2ZM42 172H43V171H42ZM222 172H223V171H222ZM245 172H246V174H248V169H246ZM245 172H244V174H245ZM249 172H250V171H249ZM252 172H251V173H252ZM257 172H258V171H257ZM259 172H260V171H259ZM17 173H18V172H17ZM17 173H14L13 177H14V176L16 177V176H17V175H16ZM48 173H52V171H51V172L48 171ZM65 173H67V172H65ZM65 173H64V174H65ZM71 173H72V172H71ZM77 173H78V172H77ZM208 173L210 174V172H208ZM213 173H214V172H213ZM238 173H239V172H238ZM238 173H236V174H238ZM240 173H239V174H240ZM254 173H255V172H254ZM263 173H264V172H263ZM5 174H2V175H1L2 178H3V176H4V178H5V176H6ZM21 174H22V173H21ZM44 174H45V173H44ZM46 174H47V170H46ZM86 174H87V173H86ZM110 174H111V173H110ZM184 174H185V173H184ZM214 174H215V173H214ZM225 174H226V173H225ZM236 174H235V175H236ZM246 174H245V175H246ZM255 174H257V173H255ZM37 175H38V177L40 176V178H38L39 181H40V179H41V175H42V174H41V175L37 174ZM54 175H55V174H54ZM54 175H53V177H54ZM83 175H84V174H83ZM171 175H172V174H171ZM182 175H183V173H182ZM187 175H188V174H187ZM211 175H212V174H211ZM232 175H233V174H232ZM252 175H254V174H252ZM10 176H9V178L12 179L13 177H10ZM48 176H49V174H48ZM63 176H64V175H63ZM70 176H71V175H70ZM179 176H180V175H179ZM196 176H197V175H196ZM196 176H195V177H196ZM225 176H226V175H225ZM225 176H224V177H225ZM242 176H241V177H242ZM246 176H247V175H246ZM17 177H18V176H17ZM35 177H36V176H35ZM42 177H43V176H42ZM46 177H47V176H46ZM53 177H52V178H53ZM66 177H67V176H66ZM77 177H78V176H77ZM77 177H76V178H77ZM147 177H148V176H147ZM226 177L229 178L228 176H226ZM231 177H232V176H231ZM231 177H230V178H231ZM248 177H250V175H249ZM248 177H247V178H248ZM4 178H3V179H4ZM6 178L9 179L7 176H6ZM32 178H31L30 180H32ZM50 178H51V175H50ZM190 178H191V177H190ZM227 178H226V179H227ZM232 178H233V177H232ZM232 178H231V180L233 181L234 178H233V179H232ZM237 178H238V176H237ZM260 178H261V177H260ZM47 179H49V178H47ZM196 179H197V178H196ZM211 179H213V178H211ZM221 179H222V178H221ZM224 179H225V178H224ZM224 179L221 180L222 183H223ZM240 179H241V178H240ZM240 179H239V180H240ZM243 179H244V178H243ZM248 179H249V178H248ZM256 179H257V178H256ZM12 180H14V181L17 182L18 178H16V179H12ZM12 180H10V181H12ZM25 180H27V179L25 178ZM30 180H29V181H30ZM36 180H37V179H36ZM42 180H43V179H42ZM62 180L65 181L66 178L63 179V177H62ZM67 180H69V176H68ZM71 180H72V179H71ZM71 180H70V183H71ZM228 180H229V179H228ZM237 180H238V179H237ZM239 180H238L237 183H240V182L242 183V181L239 182ZM241 180H242V179H241ZM257 180H258V179H257ZM14 181H13L12 183H14ZM22 181H23V180H22ZM39 181H38V182H39ZM55 181H57V180L55 179ZM115 181H116V180H115ZM125 181H126V180H125ZM232 181H231V182H232ZM18 182H19V181H18ZM27 182H28V181H27ZM48 182H49V181H48ZM51 182H52V181H51ZM68 182H69V181H68ZM109 182H110V184H111V181H109ZM112 182H114V181H112ZM224 182H225V181H224ZM254 182H255V181H254ZM29 183H30V182H29ZM66 183H67V181H66ZM70 183H68V184H70ZM104 183H106V182L104 181ZM225 183H226V182H225ZM234 183H236V181L233 182V184H234ZM249 183H250V182H249ZM30 184H31V183H30ZM36 184H37V181H36ZM41 184H42V183H41ZM52 184H53V183H52ZM113 184H116V183L114 182ZM139 184H140V183H139ZM189 184H191V182H190ZM223 184H224V183H223ZM227 184H228V183H227ZM233 184H232L231 186H233ZM242 184H243V183H242ZM4 185H5V184H4ZM4 185H2V186H3V190L6 189V188L9 189V187H10L9 185H8L9 187H6V188H5ZM15 185H16V186H15ZM46 185H47V184H46ZM50 185H51V184H50ZM70 185H71V184H70ZM191 185H192V184H191ZM193 185H194V184H193ZM220 185H221V184H220ZM220 185H219V187H220ZM243 185H244V184H243ZM257 185L260 186V185H262V184H261V183H260V184L258 183ZM2 186H1V187H2ZM14 186L17 187V184H14ZM38 186H39V185H38ZM48 186H49V185H48ZM48 186H47V187H48ZM222 186L225 187L226 185H222ZM231 186L229 185V187H231ZM236 186H237V185H236ZM236 186H235V188H236ZM248 186H249V185H248ZM259 186H258V187H259ZM12 187H13V186L10 187L11 190H12ZM42 187H43V186L41 185V188H42ZM50 187H52V186H50ZM50 187H48V188H50ZM55 187H56V186H55ZM215 187H216V186H215ZM241 187H242V186H241ZM38 188H39V187H38ZM190 188H191V187H190ZM222 188H223V187H222ZM222 188H221V189H222ZM226 188H227V187H226ZM243 188H244V187H243ZM243 188H242V189H243ZM246 188H247V187H245V189H246ZM0 189L2 190V188H0ZM10 189H9V190H10ZM16 189H17V188H16ZM39 189H40V188H39ZM55 189H56V188H55ZM193 189H194V187H193ZM193 189H192V190H193ZM231 189H232V187H231ZM254 189H255V188H254ZM9 190H8V193L6 192L7 194H10L11 192H13V191L10 190L11 192L9 193ZM26 190H27V189H26ZM56 190H57V189H56ZM227 190H229V189H227ZM246 190H247V189H246ZM248 190H249V189H248ZM258 190H260V189H258ZM189 191H191V190H189ZM56 192H57V191H56ZM77 192H78V191H77ZM89 192H90V191H89ZM192 192H194V190H193ZM195 192H197V191H195ZM198 192H199V191H198ZM223 192L225 193V191H223ZM226 192H227V191H226ZM239 192H241L240 189H239ZM239 192H238V193H239ZM249 192H250V191H249ZM256 192H257V191H256ZM260 192H261V191H260ZM0 193L3 194V192H0ZM53 193H54V192H53ZM186 193H188V191H187ZM206 193H208V192H206ZM234 193H235V192H234ZM242 193H243V191H242ZM1 194H0V195H1ZM190 194H191V193H190ZM89 195H90V194H89ZM192 195H193V194H192ZM203 195H204V194H203ZM213 195H214V193H213ZM249 195H250V194H249ZM6 196H7V195H6ZM35 196H36V195H35ZM45 196H46V195H45ZM102 196H103V195H102ZM207 196H209V195H207ZM219 196H220V195H219ZM251 196H252V195H251ZM4 197H5V196H4ZM60 197H62V196L60 195ZM91 197H92V196H91ZM114 197H115V196H114ZM205 197H206V196H205ZM215 197L217 198L216 195H215ZM246 197H247V196H246ZM252 197H253V196H252ZM255 197H258V198L255 199V198L253 197L254 200H253V201H250V200H249L250 198L247 197L248 200H249V202H248V200H245L247 203H246L245 201L243 202V203H246V204H250V205H251V209L248 210L249 212H251V217H250V219H249L250 221H248L249 225H248V223H246V224L248 225V227H249L250 225L252 226V227H250V230H249V228H247L248 232H250V233H254L255 231H257V230H255V229H253L254 226L257 227V228H258V227H259V228L261 227V228L264 229V227H263V226H264V206H261V204L264 205V196H263V194H262V196H260V197H259V196H255ZM2 198H3V197H1V199H2ZM44 198H47V197H44ZM52 198H53V197H52ZM92 198H93V197H92ZM92 198H89V200H91ZM183 198H184V197H183ZM189 198H190V196H189ZM192 198H193V197H192ZM192 198H191V199H192ZM213 198H214V197H213ZM235 198H236V197H235ZM1 199H0V203H2V202H1ZM4 199H5V198H3V201H4ZM33 199H34V198H33ZM184 199H185V198H184ZM193 199H194V198H193ZM226 199H227V197H226ZM242 199H243V197H242ZM258 199H259V200H258ZM34 200H35V199H34ZM45 200H46V199H45ZM45 200H43V203H44ZM52 200H53V199H52ZM55 200H56V199H55ZM63 200H64V198H63ZM170 200H171V199H170ZM187 200H188V196H187ZM217 200H219V199H217ZM227 200H229V199H227ZM235 200H236V199H235ZM8 201H10V200L8 199ZM35 201H36V200H35ZM37 201H38V200H37ZM92 201L94 202V200H92ZM92 201H91V202H92ZM100 201H101V200H100ZM113 201H114V200H113ZM201 201H202V200H201ZM229 201H230V200H229ZM45 202H47V201H45ZM53 202H54V201H53ZM57 202H58V199H57ZM57 202H55V203H57ZM88 202H89V201H88ZM174 202H175V203H174ZM174 202H173V203L176 204L177 201L175 200ZM220 202H221V201H220ZM224 202H225V201H224ZM224 202H222V203H224ZM55 203H54V204H55ZM171 203H172V202H171ZM178 203H179V202H178ZM178 203H177V205H178ZM181 203H182V202H181ZM181 203H179V204H181ZM205 203H206V202H205ZM241 203H242V202H241ZM18 204H19V203H18ZM18 204H16V205H18ZM23 204H24V203H23ZM38 204H39V203H38ZM51 204H52L51 206H55V207L58 206V205H53L52 202H51ZM58 204H59V203H58ZM60 204H61V203H60ZM206 204H207V203H206ZM208 204H209V202H208ZM212 204H214V203H212ZM2 205H3V207L6 206L5 209L10 208V207H8L9 205H6V203H3ZM4 205H5V206H4ZM19 205H20V204H19ZM172 205H173V204H170L171 207H173ZM230 205H232V204H230ZM44 206H45V205H44ZM51 206H50V207H51ZM61 206H62V205H61ZM87 206H88V204H87ZM87 206L85 205L84 207H87ZM157 206H158V205H157ZM178 206H179V205H178ZM204 206H205V205H204ZM209 206H210V205H209ZM232 206H233V205H232ZM259 206H260V207H259ZM7 207H8V208H7ZM12 207H14V205H13ZM17 207H19V206H17ZM84 207L82 206V209H81V210H82L83 213H82V214H79V217H80L81 220L87 221V220H85V219H86L85 215H86V212H87L88 210L86 211V209H85ZM190 207H192V206H190ZM193 207H194V206H193ZM215 207H216V206H215ZM77 208H78V206H77ZM87 208H88V207H87ZM94 208H95V207H94ZM180 208L183 209L182 206H181ZM230 208H231V207H230ZM3 209H4V208H3ZM17 209H19V208H17ZM20 209H21V208H20ZM216 209H218V208L216 207ZM216 209H215V210H216ZM13 210H14V209H13ZM78 210H79V209H77V211H78ZM81 210H79V211H81ZM89 210H90V209H89ZM2 211H4V210H2ZM2 211H1V212H2ZM15 211H16V210H15ZM200 211H201V210H200ZM253 211H254V212H253ZM7 212H9V211H7ZM7 212H6V213H7ZM35 212H36V211H35ZM88 212H89V211H88ZM183 212H184V211H183ZM2 213L4 214V212H2ZM2 213H1V217H0V221H1V222H2V221H6L7 218H8V217L6 218V216L4 215L6 220L3 219V217H2ZM30 213H31V212H30ZM33 213H34V212H33ZM39 213H40V212H39ZM44 213H45V212H44V210H43V215H45ZM78 213H80V212H78ZM158 213H159V212H158ZM215 213H216V212H215ZM221 213H222V212H221ZM242 213H244V212H242ZM8 214H9V213H8ZM41 214H42V212H41ZM84 214H85V215H84ZM188 214H189V213H188ZM188 214H187V215H188ZM248 214H249V213H248ZM248 214H247V215H248ZM6 215H7V214H6ZM12 215H14V213H13ZM30 215H31V214H30ZM35 215L37 216V213H35ZM43 215H42V217H44ZM103 215H104V214H103ZM31 216L34 217V215H31ZM36 216H35V217H36ZM45 217H46V215H45ZM45 217H44V218H45ZM87 217L89 218V215H88ZM194 217H195V216H194ZM225 217H226V216H225ZM242 218H243V217H242ZM244 218H245V217H244ZM246 218H247V217H246ZM248 218H249V216H248ZM53 219H54V218H53ZM57 219H58V218H57ZM217 219H218V218H217ZM186 220H188V219H186ZM213 220H214V219H213ZM221 220H223V219H221ZM215 221H216V220H215ZM241 221H242V220H241ZM243 221H244V220H243ZM7 222H8V221H7ZM156 222H157V221H156ZM208 222H209V221H208ZM211 222L213 223L214 221H211ZM234 222H235V221H234ZM237 222H238V221H237ZM246 222H247V221H246ZM2 223H3V222H2ZM52 223H53V222H52ZM58 223H59V222H58ZM193 223H194V222H193ZM220 223H221V222H220ZM224 223H225V222H224ZM53 224H54V223H53ZM97 224H98V223H97ZM210 224H211V223H209L208 226H210V228H211V225H210ZM8 225H9V224H8ZM81 225H82V224H81ZM230 225H231V224H230ZM230 225H229V226H230ZM235 225H237V224L235 223ZM241 225H242V224H241ZM60 226H61V225H60ZM60 226H59V224H58V227L56 228V231L59 229V231H57V233H56V237H57V238H60V239H63V240H64V239L68 240L69 238L67 239V237H66L65 235H63V232H62V229L60 228ZM213 226H214V225H213ZM234 227H235V226H234ZM3 228H4V227H3ZM184 228H185V227H184ZM206 228H207V226H206ZM214 228L217 229V227H214ZM235 228H236V227H235ZM241 228H242V227H241ZM241 228H240V230H241ZM211 229H213V228H211ZM233 229H234V228H233ZM242 229H243V228H242ZM244 229H245V228H244ZM244 229H243V230H244ZM263 229H262V232L264 233ZM219 230H220V229H219ZM227 230H228V229H227ZM238 230H239V226H238V229H237V230L234 229L233 231H235V232H239ZM33 231H34V230H33ZM230 231H231V229H230ZM219 232H220V231H219ZM225 232H226V230H225ZM235 232H233V234H235ZM240 232H241V231H240ZM242 232H243V231H242ZM43 233H44V232H43ZM45 233H46V232H45ZM220 233H221V232H220ZM230 233H231V232H230ZM256 233H258V232H256ZM263 233H262V235H259V238H258V239H257L258 234H257V236H256L255 238H256L258 241H259L260 239L264 241V239L260 238V236H263V235H264ZM20 234H21V233H20ZM48 234H49V233H48ZM226 234H227V232H226ZM226 234H224V235H225V237L223 236L224 238H227V235H226ZM242 234H243V233H242ZM222 235H223V233H222ZM230 235H231V234H230ZM236 235H237V233H236ZM37 236H38V235L33 236V239H34V237H37ZM64 236H65V237H64ZM192 236H193V235H192ZM231 236H232V235H231ZM233 236H234V235H233ZM233 236H232V238H231V237H230V238H231V239L235 238V237H233ZM237 236H238V235H237ZM248 236H249V235H248ZM250 236H251V235H250ZM250 236H249V237H250ZM219 237H220V236H219ZM223 237H222V238H223ZM240 237H241V236H240ZM37 238H38V237H37ZM40 238H41V237H40ZM53 238H54V237H53ZM178 238H179V237H178ZM35 239H36V238H35ZM38 239H39V238H38ZM199 239H200V238H199ZM228 239H229V238H227L226 240L228 241ZM231 239H230L229 245H230V243H233V242H231V241H232ZM235 239H236V238H235ZM235 239H233V240H235ZM241 239H242V237H241ZM250 239H253V236H252V238H250ZM40 240H41V239H40ZM224 240H225V239H224ZM253 240H254V239H253ZM257 240H256V241H257ZM227 241H225L226 245H228V244H227ZM237 241H238V240H237ZM263 241L260 242V243H262V244L264 245ZM32 242H34V240H33ZM219 242H221V240H220ZM222 242H223V240H222ZM223 243H224V242H223ZM2 244L5 245L4 242H3ZM191 244H192V243H191ZM233 244H234V243H233ZM253 244L255 245V244H257V243H254V241H253ZM262 244H261V245H262ZM237 245H238V244H237ZM248 245H250V244H248ZM261 245H260V246H261ZM223 247H224V246H223ZM252 247H253V246H252ZM197 248H198V247H197ZM262 248H263V246H262ZM263 250H264V249H263ZM262 254H264V253H261V255H262ZM256 255H257V254H256ZM259 258H260V257H259Z\"/></svg>",
	"mask_w": 264,
	"mask_h": 264
}]
</instances>
